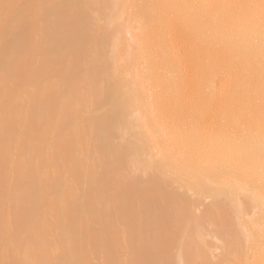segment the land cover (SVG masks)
<instances>
[{
    "label": "bare ground",
    "instance_id": "6f19581e",
    "mask_svg": "<svg viewBox=\"0 0 264 264\" xmlns=\"http://www.w3.org/2000/svg\"><path fill=\"white\" fill-rule=\"evenodd\" d=\"M0 264H264V0H0Z\"/></svg>",
    "mask_w": 264,
    "mask_h": 264
}]
</instances>
